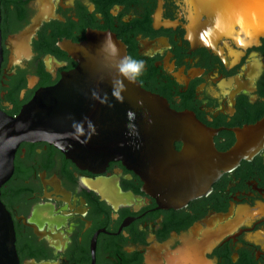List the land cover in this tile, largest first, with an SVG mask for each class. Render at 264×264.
I'll list each match as a JSON object with an SVG mask.
<instances>
[{"label":"flooded vegetation","instance_id":"1","mask_svg":"<svg viewBox=\"0 0 264 264\" xmlns=\"http://www.w3.org/2000/svg\"><path fill=\"white\" fill-rule=\"evenodd\" d=\"M193 1L0 0L6 114L16 116L39 91L60 83L64 105L83 123L87 109L99 106L96 88L71 79L79 62L69 47L108 31L126 55L145 62L141 87L191 112L218 151L240 136L250 149L199 195L178 201L190 185L177 177L176 200L168 201L148 175L157 162L141 159V174L121 159L89 169L47 140L20 142L0 186L20 264H264V36L207 43L193 20L195 11L209 10ZM104 101L93 116L109 127L112 104ZM173 145L179 152L184 143ZM170 163L178 175L192 167Z\"/></svg>","mask_w":264,"mask_h":264},{"label":"water","instance_id":"2","mask_svg":"<svg viewBox=\"0 0 264 264\" xmlns=\"http://www.w3.org/2000/svg\"><path fill=\"white\" fill-rule=\"evenodd\" d=\"M193 2L197 8L209 10L195 11L197 17L193 20L195 32L207 43L220 37L234 41L231 35H225L223 31L236 30L242 32L239 34L249 35L248 43H254L264 36V0ZM201 14L208 16L205 21H201ZM104 34L111 35L117 43L119 56L109 55L100 48ZM69 50L79 62L71 79L87 82L89 87L92 84L98 94L96 104L99 106L97 109H87L83 123H77V109L69 104L64 105L61 90L66 86L58 83L39 91L16 116H10L0 109V186L12 172L15 150L22 141L47 140L74 162L89 169L103 166L109 160L121 159L124 163L134 164L135 171L141 174L138 169L141 159L157 162V165L149 167L148 175L152 181H156L153 176L158 178L155 187L169 195L168 201L176 200L172 194L179 182L177 177H188L187 183L190 185L184 191L185 196L177 200L188 199L204 193L222 171L250 152L241 136L228 150L218 151L214 147L212 133L191 112L172 109L160 95L141 87L137 80H124L121 98L115 97L112 94V81L119 79L117 65L119 58L126 55V50L113 33L92 31L85 41L72 44ZM1 59L0 39V62ZM107 99L112 104L109 127L106 122L100 121L102 117H97L96 122L93 116L100 114V105ZM175 140L184 143L179 152L174 148ZM165 158L169 160L165 161ZM173 158L188 160L192 167L178 175L174 164L170 163ZM160 162L167 164L163 166ZM0 264H20L13 222L1 200Z\"/></svg>","mask_w":264,"mask_h":264},{"label":"clouds","instance_id":"3","mask_svg":"<svg viewBox=\"0 0 264 264\" xmlns=\"http://www.w3.org/2000/svg\"><path fill=\"white\" fill-rule=\"evenodd\" d=\"M100 48L107 51L109 55L119 56L118 45L109 34H104V40L101 43ZM117 68L119 79L112 81V94L117 98H121V93L124 88V80H127L128 82L136 81L144 72L145 62L131 55H125L119 58ZM93 95L98 98L97 93H94Z\"/></svg>","mask_w":264,"mask_h":264},{"label":"bare ground","instance_id":"4","mask_svg":"<svg viewBox=\"0 0 264 264\" xmlns=\"http://www.w3.org/2000/svg\"><path fill=\"white\" fill-rule=\"evenodd\" d=\"M225 33V35H231L232 37L234 36L236 38V40L239 41V43H243V44H246L248 41H250V37L249 35H243V34H239V33H242V32H239V31H232V32H229V31H223Z\"/></svg>","mask_w":264,"mask_h":264}]
</instances>
